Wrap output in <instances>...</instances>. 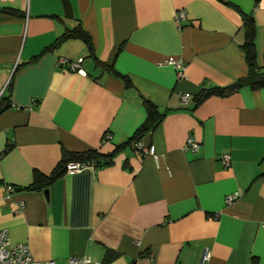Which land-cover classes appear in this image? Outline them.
Here are the masks:
<instances>
[{
    "label": "crops",
    "instance_id": "crops-1",
    "mask_svg": "<svg viewBox=\"0 0 264 264\" xmlns=\"http://www.w3.org/2000/svg\"><path fill=\"white\" fill-rule=\"evenodd\" d=\"M244 15L263 68L264 0H0V102L10 105L0 231L10 245L57 264H264V88L197 101L246 76ZM76 28L90 45H55ZM144 101L162 117L134 139ZM86 151L103 159L33 185L63 153Z\"/></svg>",
    "mask_w": 264,
    "mask_h": 264
},
{
    "label": "trees",
    "instance_id": "trees-1",
    "mask_svg": "<svg viewBox=\"0 0 264 264\" xmlns=\"http://www.w3.org/2000/svg\"><path fill=\"white\" fill-rule=\"evenodd\" d=\"M243 21V32H244V42L240 46L241 50L245 55V61L247 64V74L245 77L240 78L233 84L224 88H214L212 90H207L201 92L197 96V101H201L210 95H227L231 92L243 87L248 86L252 89L264 88V67L260 68L257 63V51L255 47V27L253 20L250 16L244 15L242 18ZM78 38L85 42L87 45H90L88 36L80 29L76 28L71 31H66L55 43L58 45L63 40ZM96 60V59H95ZM96 64L105 67V65L96 60ZM144 106L147 111V120L146 122L138 129L134 139L139 138L146 130L149 129V126L152 125L155 121H159L162 117L159 113L156 112L155 107L147 101H144ZM10 107L7 100L3 99L0 102V113L7 110ZM154 126H152L153 128ZM108 160L112 159V156L107 157ZM103 157L95 151H86L82 153H63V156L57 165V167L52 171V173L43 177L39 174H35L34 184L36 189H42L47 187L50 183L61 177L65 173V168L69 162H79V163H98ZM38 185V186H37Z\"/></svg>",
    "mask_w": 264,
    "mask_h": 264
},
{
    "label": "built area",
    "instance_id": "built-area-1",
    "mask_svg": "<svg viewBox=\"0 0 264 264\" xmlns=\"http://www.w3.org/2000/svg\"><path fill=\"white\" fill-rule=\"evenodd\" d=\"M185 17L184 12H178L176 14V19L181 20ZM62 64L65 63L64 60L60 61ZM81 63V59L74 63H70V70L76 71L80 70L79 65ZM166 64L173 66L175 69H177L178 76L182 75V66L179 61H176L175 59L169 58L166 61ZM190 98L189 94H185L182 96L181 101L186 102ZM188 146L191 150H196L198 148L197 144L193 140L188 141ZM223 163L225 166L229 165V158L228 156H223ZM86 163H76V162H69L66 165L65 172L66 173H74L77 172L82 167L87 166ZM9 191H13L11 188H8ZM239 197V194L235 193L232 195H228L226 197V202L228 204L232 203L235 199ZM208 256L207 251H205L203 255V260L206 259ZM0 264H57L54 260H48V261H38L35 260L30 252V249L25 244H17V245H10L9 238L7 235L6 230L0 231ZM66 264H98V263H92V261L89 258L86 257H71L68 258L66 261Z\"/></svg>",
    "mask_w": 264,
    "mask_h": 264
},
{
    "label": "water",
    "instance_id": "water-1",
    "mask_svg": "<svg viewBox=\"0 0 264 264\" xmlns=\"http://www.w3.org/2000/svg\"><path fill=\"white\" fill-rule=\"evenodd\" d=\"M43 195L45 196V198H47V195H48V190L47 189L43 190Z\"/></svg>",
    "mask_w": 264,
    "mask_h": 264
}]
</instances>
